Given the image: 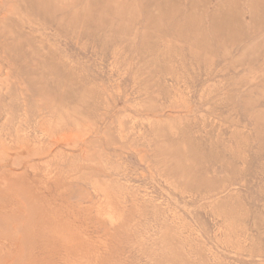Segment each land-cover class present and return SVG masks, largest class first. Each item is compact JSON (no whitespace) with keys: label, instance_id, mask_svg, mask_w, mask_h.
I'll return each mask as SVG.
<instances>
[{"label":"rangeland","instance_id":"obj_1","mask_svg":"<svg viewBox=\"0 0 264 264\" xmlns=\"http://www.w3.org/2000/svg\"><path fill=\"white\" fill-rule=\"evenodd\" d=\"M0 264H264V0H0Z\"/></svg>","mask_w":264,"mask_h":264}]
</instances>
